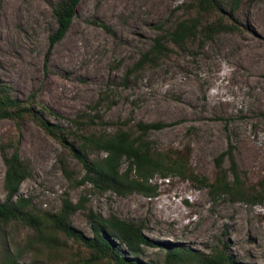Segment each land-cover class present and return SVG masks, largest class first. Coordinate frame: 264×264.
Instances as JSON below:
<instances>
[{"label":"rangeland","instance_id":"rangeland-1","mask_svg":"<svg viewBox=\"0 0 264 264\" xmlns=\"http://www.w3.org/2000/svg\"><path fill=\"white\" fill-rule=\"evenodd\" d=\"M55 1L0 0V80L19 99L29 101L34 94L60 115L42 113L43 125L25 117L19 129L12 119H0V140L17 136L19 154L32 170L18 195L49 212L60 210L65 193L74 202L85 198L84 208L69 217L85 235L91 234L88 210L104 216L114 212L142 220L144 234L156 242L205 252L225 242L234 259L264 264V204L226 197L212 201L207 188L190 179L158 174L151 180L157 185L152 197L98 192L78 182L84 170L75 158H66L71 180L58 159L64 151L62 137L72 138L69 120L89 112L101 120L125 122L123 127L132 133L138 120L171 123L152 130L149 138L157 149L181 154L200 175L212 178L214 158L232 145L246 183L264 178V0L241 4L240 32L222 33L195 46L193 53L178 50L157 68L146 69L136 82L129 77L126 84V69L159 32L155 24L180 14L188 0H80L68 31L50 46ZM115 128L97 126L107 133ZM126 164L124 160L122 168ZM4 171L0 155V201L6 197ZM85 253L63 234L41 241L19 223L0 229V264H6L8 256L19 264H85ZM139 258L162 262L164 250L147 246Z\"/></svg>","mask_w":264,"mask_h":264},{"label":"trees","instance_id":"trees-1","mask_svg":"<svg viewBox=\"0 0 264 264\" xmlns=\"http://www.w3.org/2000/svg\"><path fill=\"white\" fill-rule=\"evenodd\" d=\"M253 1L188 0L180 14L155 24L159 32L153 37L152 44L126 69L122 83L126 84L131 76L136 82L146 69L157 68L178 50L193 53L195 46L200 48L222 33L240 32L243 24L238 11L242 3ZM79 2L56 0L52 4L56 26L48 34L50 46L60 41L68 31ZM96 23L109 29L103 23ZM42 113L60 117L40 104L34 94L30 95L29 101L14 96L11 86L0 80V119H12L19 129L25 117L43 125L40 120ZM69 121L73 125L72 138L62 137L64 151L58 157L69 180L73 175L66 165L67 155L83 167L84 174L78 182L88 183L98 192L110 190L122 196L139 192L152 197L156 194L157 185L151 180L158 174L163 178L178 176L190 179L207 188L212 201L226 197L232 202L264 204V178L250 185L246 183L232 145L214 158L215 173L208 178L191 170L187 159L178 152L161 151L154 146L148 134L171 123L138 120L135 122L136 131L132 133L123 127L125 122L101 120V116L89 112H80ZM110 124H116L112 132L97 130V126ZM63 132L61 128L59 135ZM93 151L102 153V156L91 157ZM0 155L5 167L3 187L6 191L5 199L0 201V229L19 223L31 229L41 241L63 234L84 247L85 264H247L228 255L225 242L214 245L208 252L172 242H156L144 234L142 220L120 218L114 212L104 216L88 210L85 216L91 234L85 235L69 221L77 209L84 208L85 198L74 202L65 193L60 210L49 212L36 208L31 198L18 195L21 182L32 175V170L29 162L19 154L17 136H6L0 140ZM124 160L127 164L122 168ZM147 246L164 250L162 262L139 258ZM6 264H19V261L15 256H8Z\"/></svg>","mask_w":264,"mask_h":264}]
</instances>
